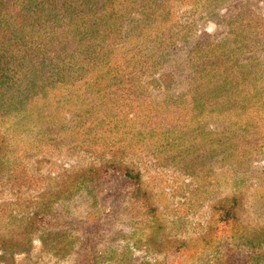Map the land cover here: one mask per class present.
I'll return each mask as SVG.
<instances>
[{"label": "rangeland", "instance_id": "1", "mask_svg": "<svg viewBox=\"0 0 264 264\" xmlns=\"http://www.w3.org/2000/svg\"><path fill=\"white\" fill-rule=\"evenodd\" d=\"M28 2L46 38L62 41L75 26L63 0ZM124 5L135 44L114 46L134 57L127 67L82 72L55 48L18 66L0 57V264H264V0H92L96 18L77 26L89 29L80 42L101 33L88 44L97 53L115 18L108 7ZM205 47L210 56L192 64ZM200 69L211 86L223 80L225 95L177 119L192 108L179 97ZM155 108L177 124L170 137L181 133V145L125 152L135 192L108 151L140 142ZM105 164L99 194L80 183ZM231 198L236 219L219 220Z\"/></svg>", "mask_w": 264, "mask_h": 264}, {"label": "trees", "instance_id": "2", "mask_svg": "<svg viewBox=\"0 0 264 264\" xmlns=\"http://www.w3.org/2000/svg\"><path fill=\"white\" fill-rule=\"evenodd\" d=\"M91 1L92 0H63V3H61V5L64 4V8L69 9L71 11V14L75 13V26H73L70 31H64L61 35L62 41L57 42L53 39L51 40V38H46V24L41 21L39 16L32 15V19L30 21L29 2L28 5H22V3H20V0H0V50L2 51L0 57H3L6 53H10L13 59L17 61L16 65L18 66V61L20 59H30L31 57H35L36 55L39 56V54L41 53L43 55H46L50 50H53V48H55V50L60 51V54L66 53L69 56V59H67L66 61L70 60L72 57L80 60V62H82L83 64L82 72H86L88 68L97 65L99 62V65L105 66L106 64H108L106 65L108 67H117L119 65L121 67L129 66L130 63L134 61V57L129 55L124 49L121 50L122 47H117L114 45L122 41L123 38L127 39L129 36V41H131L132 44H135L133 42L135 41L136 36L132 35L137 29L135 23L131 21L121 22V20H124L122 17L127 14L128 8H131L132 10L133 8L128 7L127 5L119 8H117L116 6L108 7L107 10L111 12L115 8V13L113 14L115 18L112 24L106 26L108 32L102 37L96 53L89 47L88 44L90 42L99 41L101 38V33L93 36L91 41L81 43V33H86L87 31H89V29L79 31L77 27L82 23H89V20H91L92 18H96L94 15H92L95 10L91 6ZM78 13H82V15L77 16ZM98 18L101 19V23L103 22V18L105 17ZM91 23H93L92 20ZM102 27H104V25L101 26V28ZM25 38L26 40L22 42V45L18 46V43L23 41ZM38 38H40L39 41ZM56 44H58V46H56ZM18 51H21V53L15 56V53H18ZM86 51L91 52V59H79L81 54ZM115 52L120 54V56L118 61L113 62L118 58ZM208 56L210 55L206 47L204 49L198 48L193 52L190 61H192V64L199 63L200 61L208 58ZM83 89H85V87H83ZM224 90L225 84L223 83V80L216 81L215 84L211 86L209 85L208 78L205 74H203L202 70H195V75L191 83L189 84V87L185 94L188 96L184 99L182 97H179L182 102L191 103L190 106L192 108L187 109L183 107L178 111V117L176 118L185 119L190 116V112H194V116L202 114L201 112L205 110V103L209 97H214L213 105H218L220 103L218 99L225 95ZM243 100V108L245 109V104L248 103V98L243 95ZM258 104L259 102H254L256 108ZM209 106L210 105H208L207 107ZM257 109L260 110L259 108ZM255 110L256 109L254 108L251 111L254 112ZM144 117L145 122L142 125L143 129L142 132L139 133V138L141 141L137 142V140H135V142H137L135 144L133 141L127 139L129 145H127L126 143V145L123 146L124 142H121L119 146L114 150L108 151L111 153L110 163L119 162L122 159V156L125 155L126 151L135 152L140 149V146L145 145V142L148 146L152 143H156V141H165L168 145H181V133H178L177 137H174V139L173 137H170L171 130L178 131V129H175L177 124L168 117L167 113L155 108L153 110H147ZM167 118H169V122H165ZM201 122V120L194 119L193 125ZM136 134L137 133L134 132L133 136ZM178 150V154H180V148ZM174 154L175 153H173V155ZM178 154L176 153L175 155ZM107 166L108 164H105L102 168L94 170L92 174H89L90 171L82 173L80 183L86 186L89 191L95 189L99 194V185L107 175ZM118 166L119 170L124 175V180L129 181V183L131 181L132 184H134L133 189L135 190V192L137 189L136 187H138L139 190L140 186L136 185L138 182L134 180L136 179V177L131 172L129 167L121 164L120 162ZM135 192L133 195V199L134 201H138V199H140V195ZM142 205L143 204L140 203L138 204L139 207H141ZM220 205L221 211L218 212L220 214L217 217L219 220L233 221L236 219L234 198L224 200V202ZM258 234L259 235H257L256 238H258V236H261V240H258L260 242L264 239V229L260 230ZM258 241L255 240L254 242L258 243Z\"/></svg>", "mask_w": 264, "mask_h": 264}]
</instances>
